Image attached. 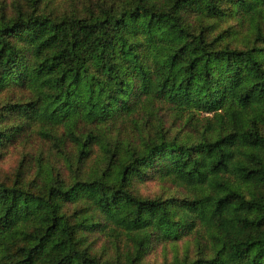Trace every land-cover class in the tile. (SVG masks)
I'll list each match as a JSON object with an SVG mask.
<instances>
[{
  "label": "trees",
  "instance_id": "16d2710c",
  "mask_svg": "<svg viewBox=\"0 0 264 264\" xmlns=\"http://www.w3.org/2000/svg\"><path fill=\"white\" fill-rule=\"evenodd\" d=\"M18 149L0 264H264V0L2 4Z\"/></svg>",
  "mask_w": 264,
  "mask_h": 264
},
{
  "label": "rangeland",
  "instance_id": "374dc122",
  "mask_svg": "<svg viewBox=\"0 0 264 264\" xmlns=\"http://www.w3.org/2000/svg\"><path fill=\"white\" fill-rule=\"evenodd\" d=\"M17 1V0H0V6L2 4H11V2ZM22 151L21 149H18L17 151L12 152L2 163L0 166V177L1 178H13L15 174L17 173V169L19 168L20 164L23 161L22 157ZM166 192L165 189L159 188L158 185L155 183H148L141 188V193L144 196H150L155 197L157 195H161L162 193ZM186 241L182 240L179 242L178 249H175L174 247H167L163 248L160 247L152 252L151 261L153 263H163L165 258H168L170 261L173 259L175 254H178L181 256L185 250ZM164 259V260H163Z\"/></svg>",
  "mask_w": 264,
  "mask_h": 264
}]
</instances>
